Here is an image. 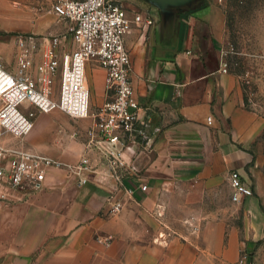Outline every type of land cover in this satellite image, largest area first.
Instances as JSON below:
<instances>
[{"label": "crops", "instance_id": "0c3cea01", "mask_svg": "<svg viewBox=\"0 0 264 264\" xmlns=\"http://www.w3.org/2000/svg\"><path fill=\"white\" fill-rule=\"evenodd\" d=\"M141 13L154 23L132 24L124 40L151 142L118 169L117 185L100 174L109 167L85 141H0L67 165L87 153L95 168L83 185L67 168L49 169L37 190L0 184V264H236L263 235L264 178L250 147L264 121L226 68L223 9L197 0L164 19ZM94 71L103 90L104 70ZM233 169L253 191L239 219L233 202L221 214L205 207ZM115 201L121 208L113 212Z\"/></svg>", "mask_w": 264, "mask_h": 264}, {"label": "built area", "instance_id": "2783aa9c", "mask_svg": "<svg viewBox=\"0 0 264 264\" xmlns=\"http://www.w3.org/2000/svg\"><path fill=\"white\" fill-rule=\"evenodd\" d=\"M50 10L69 24L67 33H16L13 62L7 64L0 56V131L24 137L32 130L37 113L54 110L74 120L91 117L85 148L109 167L100 174L113 177L121 185L118 169L127 168L139 150L151 142L150 121L140 117V106L134 98L131 58L124 38L132 24L143 29L154 19L149 13L129 11L122 0H50ZM91 62L104 70L105 96L92 113L85 73ZM23 103L27 108H22ZM64 167L50 157L0 145V184L7 188L37 190L49 169ZM66 167L79 185L85 184L87 174L95 169L87 154L74 166ZM228 184L233 203L240 204L253 195L237 170L229 172ZM138 188L146 191L147 186L139 183ZM126 190L131 193V189ZM120 208L121 203L115 201L111 211ZM246 259L242 252L238 264Z\"/></svg>", "mask_w": 264, "mask_h": 264}, {"label": "rangeland", "instance_id": "374dc122", "mask_svg": "<svg viewBox=\"0 0 264 264\" xmlns=\"http://www.w3.org/2000/svg\"><path fill=\"white\" fill-rule=\"evenodd\" d=\"M216 1L223 9L226 19L224 50L226 68L240 77L247 108L255 111L264 121V0ZM122 2L129 7V11L149 10L154 15L158 13L154 6L143 0H122ZM68 28L69 24L58 19L50 10V0H0V45L2 46L0 56L8 54L10 63L13 62L15 51L14 34L33 33L50 36L67 33ZM5 63L8 64L6 61ZM94 68L100 67L92 62L85 67L89 81L91 113L105 98ZM27 106L26 103L22 104L23 109ZM59 112L54 110L51 113H43L46 119L38 113L34 118L32 130L24 137L17 138L2 134L0 131V141H52V139L55 141L58 138L61 141L65 139V141L86 142L85 131L91 126L92 118L74 120ZM7 136H11V139H6ZM250 151L253 155L251 164L264 178V128L257 141L251 145ZM63 164L64 168H67V164ZM228 202L231 203L229 184L226 187L221 184L209 193L205 207L208 210L216 209L221 214L224 213ZM234 204L238 206L233 212L234 217L242 218L245 209L243 202ZM260 209L264 219V203H260ZM244 264H264V232L255 242L253 249L247 253Z\"/></svg>", "mask_w": 264, "mask_h": 264}, {"label": "water", "instance_id": "95a60500", "mask_svg": "<svg viewBox=\"0 0 264 264\" xmlns=\"http://www.w3.org/2000/svg\"><path fill=\"white\" fill-rule=\"evenodd\" d=\"M158 9L162 18H167L176 11L188 8L197 0H143Z\"/></svg>", "mask_w": 264, "mask_h": 264}]
</instances>
